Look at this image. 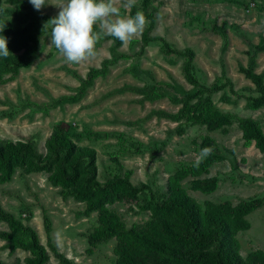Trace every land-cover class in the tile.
Returning a JSON list of instances; mask_svg holds the SVG:
<instances>
[{
  "label": "rangeland",
  "instance_id": "rangeland-1",
  "mask_svg": "<svg viewBox=\"0 0 264 264\" xmlns=\"http://www.w3.org/2000/svg\"><path fill=\"white\" fill-rule=\"evenodd\" d=\"M63 3L48 0L41 9L34 8L44 16L45 25L58 16ZM125 3L114 0L122 16L143 11L141 0H135L132 7H125ZM8 7L18 8L0 0V9ZM150 11L156 18L151 36L164 39L173 49H193L194 74L201 83L210 87L216 81H231L212 95L216 108L254 119L264 131V109H250L247 99L258 94L242 72L249 64L250 52L256 57V72L264 73V0H153ZM0 20L9 22L11 17L0 13ZM97 27L102 32L93 56L69 62L51 45L50 33H46L32 66L21 70L16 80L0 84V140H32L44 154L45 141L54 126L61 125L77 145L95 149L101 183L131 170L133 185L147 184L165 193L170 176L207 157L201 154L200 146L210 138L219 160L200 178L182 180V187L202 205L229 202L236 206L241 201L263 199V206L246 216L249 229L240 231L236 238L243 257L255 250L264 251V153L254 145L245 146L237 123L212 132L206 126L184 123L185 133L178 135L179 123L164 114L177 113L181 105L175 100L196 90L183 76L184 57L166 54L159 41L141 52L144 30L119 48L128 58L110 67L106 77L97 78L80 94L89 71L101 68L115 45L113 38L106 37V29ZM209 178L218 180L214 192L205 193L195 186L196 181ZM148 198V193L140 196L141 200ZM0 203L36 230L47 248L48 264L61 263L48 246L45 215L51 220L52 244L74 264H115L116 240L91 246L88 239L98 226L97 215L86 218L84 204L63 200L47 181V174L26 175L18 170L10 183L0 184ZM108 208L128 228L143 227L150 218L149 212L134 203ZM7 230V224L0 222V231ZM5 244L0 239V259L7 264H25L30 254L21 250L10 254L3 248Z\"/></svg>",
  "mask_w": 264,
  "mask_h": 264
},
{
  "label": "trees",
  "instance_id": "trees-1",
  "mask_svg": "<svg viewBox=\"0 0 264 264\" xmlns=\"http://www.w3.org/2000/svg\"><path fill=\"white\" fill-rule=\"evenodd\" d=\"M18 8H3L0 13L11 17V21L0 20V35L8 38L10 53L0 57V84L16 80L23 69H29L36 57L41 37L50 33L44 31V16L38 14L29 0H7ZM142 10L148 24L141 41V52L151 43H163L166 54L184 57L183 76L196 91L187 93L182 99L175 100L181 105L175 114L165 117L179 123L176 132L185 133L183 124L206 126L212 132L225 130L237 123L242 131L245 146H255L264 153V131L260 124L251 118L239 117L232 113L218 110L212 95L224 90L231 81L226 79L225 67L222 76L225 83L214 82L210 87L201 83L194 74L195 52L191 48L180 51L160 37L151 36L156 26L154 11H150L153 0H141ZM155 10V9H154ZM97 31L102 32L96 28ZM110 59L103 61L101 68H92L80 86L84 94L97 78L107 76L110 67L120 60L127 59L119 51L122 42L114 37ZM249 64L242 68L246 78L254 85L258 94L249 97L248 105L252 110L264 109V73H257L256 57L247 53ZM45 153H40L32 140H0V184L13 180L18 170L26 175L45 173L49 184L58 189L63 200L72 199L85 205L83 216L97 215L98 226L89 235L91 246L109 240H116L115 264H264V251L255 250L243 257L240 242L236 236L246 231L250 225L246 216L263 206V199L241 201L232 206L223 204L198 203L182 187L181 181L188 176L200 178L219 160L214 152L216 146L210 138L201 144V150L209 148L207 157L198 164L177 171L167 181V191L160 193L147 184L135 186L131 182L133 172L126 170L122 175H115L104 183L98 180L97 153L95 149L77 145L70 134L61 126H54L45 141ZM122 169V166H120ZM218 180L209 178L198 180L195 186L205 193L216 190ZM149 194L141 200L140 196ZM116 203H134L141 211L149 212L150 218L143 227L128 228L108 206ZM30 220V217L26 218ZM0 222L8 226L7 231H0V239L6 242L4 249L10 254L21 250L30 255L25 264H48L47 248L41 244L36 230L23 224L13 214L7 212L0 203ZM44 229L48 236V246L61 264H74L60 254L51 240V220L44 216ZM0 264H7L0 259Z\"/></svg>",
  "mask_w": 264,
  "mask_h": 264
},
{
  "label": "clouds",
  "instance_id": "clouds-1",
  "mask_svg": "<svg viewBox=\"0 0 264 264\" xmlns=\"http://www.w3.org/2000/svg\"><path fill=\"white\" fill-rule=\"evenodd\" d=\"M39 10L48 0H30ZM135 0H126L125 7H132ZM143 11L134 16L120 15V8L114 0H64L58 16L46 22L44 31L50 27L51 45H54L69 62H81L95 54V48L101 37L97 26L106 29L105 34L118 38L123 45L142 32L147 24ZM10 53L8 38L0 35V57ZM209 148L201 150L206 156ZM198 163V162H197ZM59 239L60 234H56Z\"/></svg>",
  "mask_w": 264,
  "mask_h": 264
}]
</instances>
